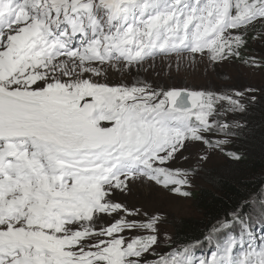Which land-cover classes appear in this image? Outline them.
Wrapping results in <instances>:
<instances>
[{
	"label": "snow or ice",
	"instance_id": "1",
	"mask_svg": "<svg viewBox=\"0 0 264 264\" xmlns=\"http://www.w3.org/2000/svg\"><path fill=\"white\" fill-rule=\"evenodd\" d=\"M257 24L264 0H0V264H264L252 231L264 194L217 220L203 258L191 243L157 252L171 240L163 217L116 199L135 181L190 198L208 149L247 127L224 115L245 112L254 90L111 79L173 57L170 79L184 57L264 66L241 51ZM189 143L207 146L196 168ZM182 156L188 167H171Z\"/></svg>",
	"mask_w": 264,
	"mask_h": 264
},
{
	"label": "rangeland",
	"instance_id": "2",
	"mask_svg": "<svg viewBox=\"0 0 264 264\" xmlns=\"http://www.w3.org/2000/svg\"><path fill=\"white\" fill-rule=\"evenodd\" d=\"M241 51L245 58H255L258 62L264 64V25L257 24L255 28L248 29L247 47ZM176 59L175 57L171 60L168 58L158 59L150 62L151 67L146 65L145 68L147 70L142 69L137 71L134 68L130 73H120L119 71L112 70L111 79L113 83L124 82L132 84L136 81H146L154 87L167 88L175 86L178 88L205 89L226 94L253 89L257 99L255 102H251L250 97L246 96V111L250 110L256 102L264 98V66L253 67L245 64L243 60L236 59L228 63L218 64L213 68L206 60H201L199 56H197L196 60H192L191 57H184L181 61L180 74L176 75L173 71L172 78L170 79L167 64L172 63L174 69ZM243 117L244 112H229L223 118L231 123H235L239 122ZM210 138L215 141L218 137L212 135ZM235 138L233 137L230 142ZM227 145L224 146L223 152L218 149H208V154L212 155V161L206 168L217 167L225 162L227 158ZM206 147L198 148L196 145L188 144V149L183 155L190 158L189 162L192 167H198L195 153L197 151L204 153ZM189 162H186L182 156L171 167L187 168ZM203 187L205 185L198 175L194 178L193 184L188 190L193 193ZM116 199L117 202H123L129 207H139L142 211L159 213L165 221L162 229L169 237H172V231L167 227L169 219L188 217L197 219L198 217L196 216V212L194 213L193 211L191 197L187 199L180 197L148 181L133 182L130 191L126 194L117 193ZM163 242L165 240L161 241L157 251H161L165 247Z\"/></svg>",
	"mask_w": 264,
	"mask_h": 264
},
{
	"label": "trees",
	"instance_id": "3",
	"mask_svg": "<svg viewBox=\"0 0 264 264\" xmlns=\"http://www.w3.org/2000/svg\"><path fill=\"white\" fill-rule=\"evenodd\" d=\"M239 123L246 124L247 127L227 145L226 155L230 151H239L244 154V159L241 162H232L227 156L220 166L206 168L201 172L199 179L205 187L199 188L191 195V205L198 216L197 219H169L167 227L172 231L171 240L163 242L165 247L157 252H168L173 247L191 243L196 246L197 257H208L214 247L204 240V236L211 231L217 220L223 219L245 199L251 204L263 194L264 98L244 112V117ZM239 231V225H235L231 230L235 235H238ZM252 231L253 243L264 245V224H254ZM235 254H241L239 247Z\"/></svg>",
	"mask_w": 264,
	"mask_h": 264
}]
</instances>
